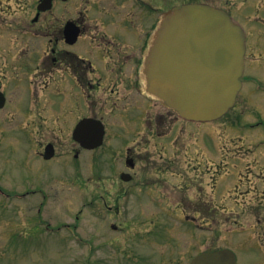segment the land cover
<instances>
[{
  "label": "rangeland",
  "instance_id": "374dc122",
  "mask_svg": "<svg viewBox=\"0 0 264 264\" xmlns=\"http://www.w3.org/2000/svg\"><path fill=\"white\" fill-rule=\"evenodd\" d=\"M151 1L153 12L157 10L153 22L163 9L168 11L177 5L205 3L220 8L247 35L252 33L250 43L255 42L249 45V57H260L261 53L264 56V0ZM74 2L79 7V0ZM6 4L11 5H7L1 16L2 21L9 22L20 15L22 7H31L32 0H8L1 6ZM101 4L104 5H98ZM57 6L55 17L61 21L67 5ZM258 41L263 43L262 48ZM246 69L254 83L264 86V69L250 64ZM247 83L236 108L224 118L199 124L179 119L169 132L172 136L181 135V149L205 153L200 158L199 174L211 168L206 178L196 176L203 189L198 190L195 184L196 188L184 195L202 197L209 203L195 201L181 205L159 200L157 190L153 189L141 191L142 201L129 196L125 191L128 186L124 184L113 189L109 180H114L122 170L120 157L84 152L75 158L68 128L51 122L41 125L42 121L39 126H31L34 116L22 114L15 102L16 89L10 91L11 104L0 111V264H190L200 252L218 248L232 250L238 264H264L263 247V252L257 245L243 249L244 235L252 237L253 243L262 244L264 239V226L256 228L257 232L252 230V217H247L255 214L264 218V209L251 205L255 196L264 193V94L253 93ZM29 99H32L29 92L19 94L18 101L24 111ZM43 114L50 119L48 113ZM36 130L33 142L28 140L27 134L32 136ZM117 138L113 145L126 140ZM48 141L57 146L55 159L47 164L36 162V145L39 143L40 150ZM149 148L155 149L154 142ZM15 150L22 152L27 161L24 166L13 164L17 159ZM244 153L250 156L248 160L234 157ZM31 161L39 173H31L26 167ZM219 164H222L220 168H216ZM194 165L197 164L190 166ZM244 167L250 168L249 176ZM241 168L245 174L239 180L245 183L241 190L235 191L238 195H233L237 183L235 172ZM214 170H230L229 183L223 182L220 187L216 183L212 188L208 177L214 175ZM188 173L193 177L197 174L193 169ZM250 180L255 182L251 188L260 190L251 192ZM31 188L37 189V193L29 194L26 190ZM108 193L106 205L101 197L108 198ZM122 193L120 201L116 200ZM241 193L243 198L248 194V203L241 200L236 205L226 200L240 198Z\"/></svg>",
  "mask_w": 264,
  "mask_h": 264
},
{
  "label": "flooded vegetation",
  "instance_id": "af4514ba",
  "mask_svg": "<svg viewBox=\"0 0 264 264\" xmlns=\"http://www.w3.org/2000/svg\"><path fill=\"white\" fill-rule=\"evenodd\" d=\"M74 1L49 0L45 4V0H32L31 7H22L20 15L11 19L16 20L13 23L11 20L2 21V11L6 12L11 4L1 6L8 0H0V91L6 97V104L0 111L11 104L9 92L16 89L15 102L22 114L29 113L35 118L31 126H39L42 121L41 125L51 122L68 128L75 146V158L84 152L120 157L122 170L114 180H109L112 182L110 186L113 189L123 184L128 186L125 191L135 200L141 199V191L153 189L157 190L156 198L167 203H209L202 197L184 196L186 191L196 188L195 184L198 190L203 189V184L197 179L199 176L192 178L188 172L202 166L200 158L205 153L180 148L181 135L169 133L179 118L146 91L143 67L157 20L153 22L152 1L79 0V7L73 5ZM59 3L67 5L61 21L55 17ZM105 4L109 6L105 7ZM259 44L262 48L263 43ZM262 57L261 53L259 58H248L249 64L253 66L254 63V66L264 69ZM250 77L246 70L243 86L248 82L251 91L257 92ZM24 91L32 96L26 111L18 101L19 94ZM43 112L48 113L50 119ZM87 121L91 124L90 133L95 137L104 125L101 147L90 150L75 138L77 127ZM37 133L36 130L32 136L27 134L28 140L33 142ZM117 137L126 140L113 145ZM21 141L24 140L21 138ZM152 142L155 149L149 148ZM49 145L53 146L54 157L45 159ZM36 150L35 161L38 163H50L57 154V146L50 141L40 150L38 143ZM15 152L17 159H12L13 164L24 166L27 161L22 152ZM234 157L250 158L243 154ZM29 162L26 167L31 173L38 172L33 161ZM193 163L197 165L190 166ZM240 174L241 179L243 173ZM229 175L217 171L211 179L212 186L220 183L221 179V185L228 182ZM253 183L248 181V188L253 187ZM258 190L259 187L251 188V192ZM26 191L32 195L37 193L35 188ZM122 195L119 194L116 200L120 201ZM246 196L243 204L249 201ZM263 196V192L259 197L255 196L251 205L263 210ZM101 198L108 205L110 194L108 198L105 195ZM250 216L251 229L257 232L256 228L264 226L263 215L247 217ZM251 238L243 236V249L256 245L258 249H264L263 238L262 244L258 241L253 243Z\"/></svg>",
  "mask_w": 264,
  "mask_h": 264
},
{
  "label": "water",
  "instance_id": "95a60500",
  "mask_svg": "<svg viewBox=\"0 0 264 264\" xmlns=\"http://www.w3.org/2000/svg\"><path fill=\"white\" fill-rule=\"evenodd\" d=\"M245 54V32L228 13L207 4L175 6L163 15L153 35L144 69L147 90L184 119L216 120L235 104ZM4 104L0 93V108ZM90 128L88 121L79 125L75 138L95 148L102 144L104 131L101 127L95 137ZM53 154L49 146L45 158ZM191 264L237 262L232 251L217 250L201 253Z\"/></svg>",
  "mask_w": 264,
  "mask_h": 264
}]
</instances>
